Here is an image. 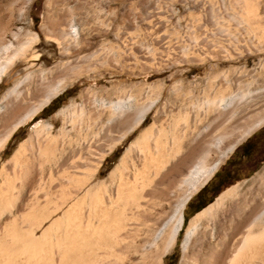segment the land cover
<instances>
[{"label": "rangeland", "instance_id": "rangeland-1", "mask_svg": "<svg viewBox=\"0 0 264 264\" xmlns=\"http://www.w3.org/2000/svg\"><path fill=\"white\" fill-rule=\"evenodd\" d=\"M5 27L36 34L37 39L0 77V133H7L37 103L60 64L83 71L16 130L34 132L40 119L51 123L41 132L68 130L69 175L59 170L58 180L69 177L74 182L100 161L86 182L69 187V195L58 189L60 204L67 202L64 208L87 186L108 181L141 131L158 124L154 117L167 124L179 114L186 118L175 125L181 149L161 169L159 186L171 182L173 191L186 194L187 185H199L222 159L206 187L200 186L182 211L189 214L209 197L210 204L233 185L239 191L201 224L186 260L180 229L158 264H195L199 233L207 232L209 245L215 247L228 232L236 202L260 199L264 141L245 154L239 148L246 139L264 138V121L259 124L264 112V0H0V43L12 39L10 31L2 36ZM64 30L72 35L61 38ZM145 109L142 122L127 131L130 120ZM132 149V156L139 157L138 149ZM206 150L208 156L200 163ZM49 194L42 189L43 200ZM125 222L122 234L112 239L114 245L96 249L91 254L96 260L83 264H131L128 257L137 261L141 224ZM262 259L257 263L264 264Z\"/></svg>", "mask_w": 264, "mask_h": 264}, {"label": "bare ground", "instance_id": "bare-ground-1", "mask_svg": "<svg viewBox=\"0 0 264 264\" xmlns=\"http://www.w3.org/2000/svg\"><path fill=\"white\" fill-rule=\"evenodd\" d=\"M71 30L73 31V29ZM6 31H10L12 39L6 43H0V77L15 61L26 56L30 46L37 39L36 34H23L20 29L13 31L10 30L9 27L3 28L2 36H4ZM70 32V30H64L60 37L67 38L71 34ZM60 65L61 66L56 68V77L47 85L37 103L27 108L24 114L12 124L10 130L7 132L8 135L14 128L29 119L35 112L46 105L67 82L69 83L70 80L76 78L81 72L83 73V71L75 65ZM13 90L14 88L8 90L5 96ZM61 111L62 109H59L57 113ZM146 111L147 109L140 111L130 120L127 131L142 122ZM154 118V121H158V124L156 126L152 124L150 127L141 131L120 158L117 165L110 172L108 181H100L87 187L85 186L86 188L84 187L85 190L81 196L64 208L58 219L54 218L55 222L53 223L58 225L59 228L57 229L60 235L59 242L55 245L56 249H54V253L58 255L60 264H66L68 256L66 236L68 232L70 233V264H83L96 260L93 256L96 249L113 244L112 239L116 234L121 233V229L124 227V224L128 222H125L128 219L138 220L141 224L140 229L142 231L141 237L136 239H140L141 242V257L136 261L132 259V257L127 256L129 263L134 264L140 261L141 264H158L159 261L161 262L162 255L173 244L180 229L181 231L183 230L182 251L186 260L189 257L190 241L193 239V235L196 234L201 224L219 211L225 199H229L232 196L238 197L239 185L236 184L223 191L206 207L203 209L201 208L200 211L188 219L186 224L182 223L184 202L188 200L205 180H207L222 159L216 162L212 171L206 175L205 179L199 185L193 188L187 185L186 188L189 190L186 194H184L182 190L180 192L181 195L173 191V184H170L171 182L159 186L161 169L167 164L169 158L181 149V138L175 133V125H177V122L181 119L184 120L185 115H174L173 118H171L172 120L167 124L161 118ZM260 121L259 124L264 121V112ZM50 126V122L40 119L33 124V129L35 133H39L44 129L49 130ZM252 128L254 127L252 126L247 129L243 136L248 134ZM240 139L241 137L236 141ZM168 140L171 142L170 146L166 143ZM231 147L232 145L228 150L230 149L231 151ZM132 148L138 149L140 154L139 157L136 156L135 158V156H132L130 153L133 150ZM207 154V150L201 154L200 159H202H199L200 163H203V159L208 156ZM99 163L100 161L96 162L93 169L86 174L84 173L83 176L77 177L74 174V182L77 184L86 182V179L95 171ZM260 177V199L256 200L257 198H255L247 201L245 198L246 200L242 199L236 202L235 212H233L230 223L227 226L228 232L224 238L216 241L214 244L215 247L209 245L210 243H208L206 239L208 236L207 232L202 231L199 233L198 239L200 240L201 251H199L198 257L194 258L195 264H260L259 262L257 263V261H259L258 259L263 258L262 260H264V172ZM259 203L262 208L258 210L257 206ZM64 205L59 208H62ZM52 210H54V208ZM40 211L43 210L41 209ZM222 225L223 223L221 226ZM53 228L55 227L53 226ZM8 239H10V237ZM135 242L137 243V241ZM135 242L133 244H135ZM6 247H8V245ZM2 248H4V246H2ZM124 250H122V252ZM136 251H138V248ZM110 259L109 257V260ZM115 260L116 259L113 261L115 262ZM184 264H188V262L185 261Z\"/></svg>", "mask_w": 264, "mask_h": 264}, {"label": "crops", "instance_id": "crops-1", "mask_svg": "<svg viewBox=\"0 0 264 264\" xmlns=\"http://www.w3.org/2000/svg\"><path fill=\"white\" fill-rule=\"evenodd\" d=\"M17 128L9 135L0 133V264H60L54 253L59 227L53 222L60 216L58 189L67 195L69 187L74 186L69 177L58 180L59 170L69 175V132L64 128L54 132H16ZM42 189L50 190L49 198L43 200ZM66 239V264H70L69 232Z\"/></svg>", "mask_w": 264, "mask_h": 264}, {"label": "trees", "instance_id": "trees-1", "mask_svg": "<svg viewBox=\"0 0 264 264\" xmlns=\"http://www.w3.org/2000/svg\"><path fill=\"white\" fill-rule=\"evenodd\" d=\"M216 173V172H215ZM206 186L204 185V186H202V188L201 189H203V188H205ZM216 187L217 186H215V187H213L212 189H211V191H212V194L214 193V192H216ZM210 199H211V197H209L208 199H207V201H205V202H202V203H200L199 205H197L189 214H185V212H183V221H182V223H184V224H186L187 223V221H188V219L191 217H189V215H194V214H196L198 211H200L201 210V208L203 209L204 207H206L208 204H207V202L208 201H210ZM209 203V202H208ZM211 203V202H210ZM207 204V205H206ZM180 231V230H179ZM179 231H178V233H179Z\"/></svg>", "mask_w": 264, "mask_h": 264}, {"label": "flooded vegetation", "instance_id": "flooded-vegetation-1", "mask_svg": "<svg viewBox=\"0 0 264 264\" xmlns=\"http://www.w3.org/2000/svg\"><path fill=\"white\" fill-rule=\"evenodd\" d=\"M264 141V138L255 136L253 138L246 139L241 145H240V151L245 154L249 151L250 147L253 146L256 142Z\"/></svg>", "mask_w": 264, "mask_h": 264}, {"label": "water", "instance_id": "water-1", "mask_svg": "<svg viewBox=\"0 0 264 264\" xmlns=\"http://www.w3.org/2000/svg\"><path fill=\"white\" fill-rule=\"evenodd\" d=\"M32 117V116H31ZM30 117V118H31ZM232 142V147H231V151L238 145V143H239V141H236V142H234V141H231ZM209 178V177H208ZM207 178V179H208ZM207 180H205L204 182H203V184L202 185H204V183L206 182ZM201 185V186H202ZM184 203H186V201L184 202Z\"/></svg>", "mask_w": 264, "mask_h": 264}]
</instances>
